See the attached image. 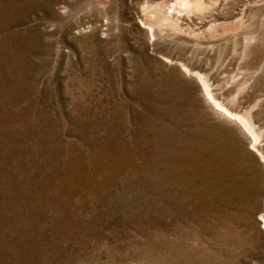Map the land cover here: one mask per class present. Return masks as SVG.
I'll list each match as a JSON object with an SVG mask.
<instances>
[{"label": "rangeland", "instance_id": "rangeland-1", "mask_svg": "<svg viewBox=\"0 0 264 264\" xmlns=\"http://www.w3.org/2000/svg\"><path fill=\"white\" fill-rule=\"evenodd\" d=\"M196 1L0 0V264H264V0Z\"/></svg>", "mask_w": 264, "mask_h": 264}, {"label": "bare ground", "instance_id": "bare-ground-1", "mask_svg": "<svg viewBox=\"0 0 264 264\" xmlns=\"http://www.w3.org/2000/svg\"><path fill=\"white\" fill-rule=\"evenodd\" d=\"M199 1V0H198ZM176 2V1H175ZM176 6H178L179 8H177ZM149 7V6H148ZM206 5L203 4V2H195L194 1H191V0H179V2H177L175 4V6H172L171 9L173 11L177 9V11H193L194 9H197L196 11L198 10H202V9H206ZM161 8V7H160ZM147 9V8H146ZM168 10V9H166ZM161 11V10H160ZM195 11V12H196ZM165 12V11H164ZM204 12V11H203ZM169 13V12H168ZM189 13V12H188ZM201 13V12H200ZM158 14V13H157ZM156 14V15H157ZM177 14V13H176ZM182 14V13H181ZM184 14V13H183ZM197 14V13H196ZM203 14V13H202ZM158 16V15H157ZM165 16V15H163ZM164 18V17H163ZM166 19V18H165ZM170 20V19H168ZM155 22V21H154ZM173 24V23H172ZM173 26V25H172ZM176 27V26H175ZM174 27V28H175ZM198 77V80L200 81L201 83V86H202V90H203V93H204V98L210 102V104L212 105L214 111L220 113L221 115H223L224 117L228 118V119H233L236 120L240 125H241V128L243 129V131L245 132V134H249L250 138L252 139V141L254 142L255 141V134H254V131L252 129V127L250 126V124L243 118V116H240V115H237L232 112H230L227 108H225L224 106H222L219 102L216 101V99H214V97L212 96L211 92L209 91V87L208 85L206 84L205 80L200 77V76H197ZM247 118V117H246ZM256 131V130H255ZM228 141V140H227ZM220 143V142H219ZM239 145V144H238ZM198 146V145H197ZM256 146V145H255ZM210 147V146H208ZM182 148V147H181ZM200 148V147H199ZM196 149V148H195ZM204 149V148H203ZM226 149V147H225ZM232 149V148H231ZM219 150V148H218ZM230 151V150H229ZM188 155V154H187ZM219 155V154H218ZM216 159V158H215ZM262 162H264V158L262 157ZM210 163V162H209ZM196 165V164H195ZM235 165V164H234ZM242 165V164H241ZM229 166V165H228ZM209 167V166H208ZM213 167V166H212ZM243 168V167H242ZM222 169V168H221ZM209 171V170H208ZM243 171V170H242ZM184 173V172H183ZM185 174V173H184ZM230 177V176H229ZM250 178V177H249ZM191 179V178H190ZM244 179V178H242ZM244 181V180H243ZM222 182V181H221ZM249 186V185H248ZM256 187V186H255ZM238 190V189H237ZM227 195V194H226ZM234 195V194H233ZM211 208V207H210ZM231 216V215H230ZM207 218V217H206ZM263 218V216H262ZM264 220V219H263Z\"/></svg>", "mask_w": 264, "mask_h": 264}]
</instances>
